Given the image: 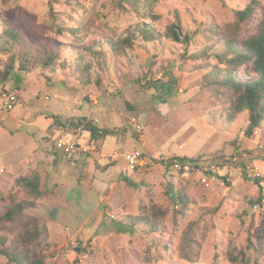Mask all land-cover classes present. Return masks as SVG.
<instances>
[{"label": "rangeland", "instance_id": "1", "mask_svg": "<svg viewBox=\"0 0 264 264\" xmlns=\"http://www.w3.org/2000/svg\"><path fill=\"white\" fill-rule=\"evenodd\" d=\"M256 1L251 18L236 24L251 0H0V20L52 38L62 63L6 73L0 54V90L19 92L14 118L0 113V249L37 231L31 249L46 264H241L230 255L264 264V199L249 204L255 178L264 197V119L247 136L248 114L226 121L225 91L209 84L222 38L255 33L264 12V0ZM176 15L187 44L160 36L137 39L126 58L109 52L107 42L128 27L144 20L163 30ZM93 42L101 55L84 50ZM80 58L91 63L88 85L79 80ZM15 116L45 117L49 127L42 135ZM84 119L115 133L90 141L81 127L69 129ZM56 134L79 139L82 149L59 151ZM134 150L143 161L128 171L123 156ZM174 157L189 169L159 163ZM39 164L47 177L36 194ZM16 202L34 206L1 219ZM0 264L12 263L0 255Z\"/></svg>", "mask_w": 264, "mask_h": 264}, {"label": "trees", "instance_id": "2", "mask_svg": "<svg viewBox=\"0 0 264 264\" xmlns=\"http://www.w3.org/2000/svg\"><path fill=\"white\" fill-rule=\"evenodd\" d=\"M257 8H259L258 2L251 0L242 10L237 11L236 24L250 19ZM0 22V54L6 55V59L3 61L6 73L12 72L14 69L28 72L35 62H39L40 67L44 69H53L58 66L61 50L52 38L45 35L34 38L22 27L11 25L5 19H1ZM57 33L76 37L79 30L76 28H58ZM160 36L182 44H187L190 41V36L182 31L180 20L176 15L174 21L163 30L146 24L144 20L128 27L117 39L107 42L108 50L115 58H126L127 51L133 48L137 39H141L143 42H151ZM222 42L223 46L220 51L213 54L218 66H215V73L212 74L213 78L209 84L216 85L225 91L226 95L224 93L219 95L226 96L228 99L223 114L226 121H233L238 114L244 111L248 114L245 134L250 136L254 130L260 127L264 119V12L261 13L255 33L241 40H236L235 37H224ZM94 43L85 46L84 50L89 54L98 53L101 55L102 52H95L92 49ZM81 60L82 58L75 63V66L80 72L79 80L81 83L88 85L90 83L91 63L87 60L86 62ZM146 84L151 85L152 83L148 80ZM54 122L58 123L56 118H54ZM78 126L89 133L90 141H100L115 133L114 130L96 127L91 121L85 119L70 121L69 129ZM175 159L183 161L186 158L174 157L170 158L169 161L172 162ZM159 161L162 165L165 163ZM221 179L225 181L224 178ZM252 182L257 187L258 196L249 204H260L264 199L262 180L255 178ZM31 190L39 194L37 185H34ZM167 193L169 194V192ZM181 198H184L182 194ZM33 206L34 203L31 202L13 203L12 207L6 208L1 219L10 221L19 213ZM139 221L148 222L143 218H139ZM40 235V232L37 231L24 232L19 235L14 247L1 248L0 255L12 264H46L44 256L31 249L32 243L37 242ZM228 258L231 262L238 261L241 264H248L243 255L238 260L237 257L231 255Z\"/></svg>", "mask_w": 264, "mask_h": 264}, {"label": "built area", "instance_id": "3", "mask_svg": "<svg viewBox=\"0 0 264 264\" xmlns=\"http://www.w3.org/2000/svg\"><path fill=\"white\" fill-rule=\"evenodd\" d=\"M19 105V92L17 89H1L0 90V113L1 114H10L13 109ZM131 125L135 129H140V126H138L135 122V120H131ZM60 130V129H59ZM54 143L56 148L59 151H62L63 153L70 155L72 153L79 152L80 147H82V144L79 143V139H75V142H73V138L71 135L66 139L64 135H57L54 139ZM124 162L126 164V169L128 171L134 170V168L140 164L142 159V154L137 151H131L124 154ZM164 167L170 168L172 170H185L187 171L189 169L190 163L188 161H180V160H173L172 162L165 161L163 164ZM257 176H260L259 172H256Z\"/></svg>", "mask_w": 264, "mask_h": 264}, {"label": "crops", "instance_id": "4", "mask_svg": "<svg viewBox=\"0 0 264 264\" xmlns=\"http://www.w3.org/2000/svg\"><path fill=\"white\" fill-rule=\"evenodd\" d=\"M9 117H11L12 119L14 118V116H12V113H10L9 114ZM15 118H16V116H15ZM17 122H19V123H22V124H25V125H27V126H30V127H36V129L37 128H39V131H38V129H37V131L39 132V133H43V129H46V128H48L49 127V123L47 122L49 119L48 118H45V117H34L32 120H30V121H26V120H24V119H21V118H16L15 119ZM42 120V121H41ZM46 123V126H43L44 124ZM43 124V125H42ZM41 125V126H40ZM54 128H56V127H54ZM43 130V131H42ZM7 132H9V129H7L6 130ZM62 131L61 130H59V129H56V131H55V133H57V134H59V133H61ZM32 133V132H31ZM54 133V134H55ZM0 134H4V132H3V130L2 129H0ZM57 134H56V136H57ZM43 135V134H42ZM55 136V137H56ZM69 136V135H68ZM67 136V137H68ZM53 137L54 136H52V139H53ZM181 151H179V152H177L178 153V155H179V153H180ZM0 157H1V155H0ZM0 170H2L1 168H0Z\"/></svg>", "mask_w": 264, "mask_h": 264}, {"label": "water", "instance_id": "5", "mask_svg": "<svg viewBox=\"0 0 264 264\" xmlns=\"http://www.w3.org/2000/svg\"><path fill=\"white\" fill-rule=\"evenodd\" d=\"M35 173L38 176V190L41 191L42 190L41 186L45 183L47 174L45 173L43 167L40 164L37 166ZM168 189H169V193L172 194L173 192L172 187L170 186Z\"/></svg>", "mask_w": 264, "mask_h": 264}]
</instances>
